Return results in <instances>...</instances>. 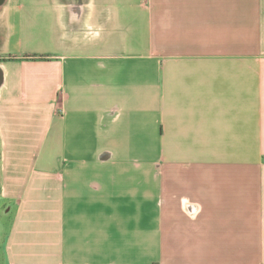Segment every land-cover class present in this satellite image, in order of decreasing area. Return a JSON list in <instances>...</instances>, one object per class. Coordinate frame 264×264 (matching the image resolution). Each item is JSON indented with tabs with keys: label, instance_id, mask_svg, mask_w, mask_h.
Listing matches in <instances>:
<instances>
[{
	"label": "crops",
	"instance_id": "0c3cea01",
	"mask_svg": "<svg viewBox=\"0 0 264 264\" xmlns=\"http://www.w3.org/2000/svg\"><path fill=\"white\" fill-rule=\"evenodd\" d=\"M0 264H264V0H0Z\"/></svg>",
	"mask_w": 264,
	"mask_h": 264
}]
</instances>
